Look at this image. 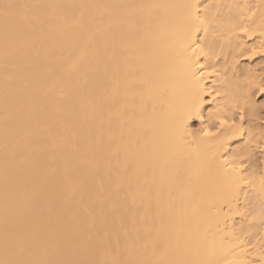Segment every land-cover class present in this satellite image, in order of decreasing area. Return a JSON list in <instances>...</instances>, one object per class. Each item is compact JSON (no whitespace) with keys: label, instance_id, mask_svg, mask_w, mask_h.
<instances>
[{"label":"bare ground","instance_id":"bare-ground-1","mask_svg":"<svg viewBox=\"0 0 264 264\" xmlns=\"http://www.w3.org/2000/svg\"><path fill=\"white\" fill-rule=\"evenodd\" d=\"M261 89L264 0H0V264H264Z\"/></svg>","mask_w":264,"mask_h":264},{"label":"rangeland","instance_id":"rangeland-1","mask_svg":"<svg viewBox=\"0 0 264 264\" xmlns=\"http://www.w3.org/2000/svg\"><path fill=\"white\" fill-rule=\"evenodd\" d=\"M255 100L257 101L258 104H260L264 101V98L262 95H256Z\"/></svg>","mask_w":264,"mask_h":264},{"label":"snow or ice","instance_id":"snow-or-ice-1","mask_svg":"<svg viewBox=\"0 0 264 264\" xmlns=\"http://www.w3.org/2000/svg\"><path fill=\"white\" fill-rule=\"evenodd\" d=\"M261 91H264V89H261ZM220 123H221V126H223L225 124V121L222 120ZM212 134L213 133H208V135H212Z\"/></svg>","mask_w":264,"mask_h":264}]
</instances>
